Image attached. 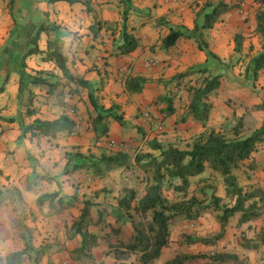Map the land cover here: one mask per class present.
<instances>
[{"label":"rangeland","instance_id":"374dc122","mask_svg":"<svg viewBox=\"0 0 264 264\" xmlns=\"http://www.w3.org/2000/svg\"><path fill=\"white\" fill-rule=\"evenodd\" d=\"M244 1L246 5L242 4ZM203 2L205 1L195 0L193 6H190L192 7V12H195V17L197 15L196 10H199ZM237 2V9L229 14H223L216 25L211 29L205 30L204 33L205 40L210 48L222 58L224 66L227 67L217 70L218 73L222 74V83L220 88L210 96V101L213 103V111L209 121L205 124L199 123L191 117L183 119L187 113L192 95L189 87L191 85L200 86L203 84L204 78L209 75V72L197 71L201 64L206 63L207 55L203 54L204 51L200 49V37L197 32L192 31L193 29H186L185 27L186 32L190 35L180 37L176 45L166 48L163 45V37L169 31L168 24L164 25L158 20L157 26L162 27L164 25L165 30L160 33L159 38L154 43L145 44L143 50L151 51L155 55L163 54L164 57L147 59L146 67L143 66L142 69L137 68L136 63L133 62L125 64L122 68H119L117 75L107 70L100 79H92L88 88H81L68 81L65 77L58 75L54 69L42 70V73L41 70L37 71V74L50 78V81H57L53 96L55 99L63 100L67 94L81 97L87 95L89 97V92H93L100 105L106 108L113 107L120 115V118L110 117L107 120L110 127L108 134L98 139L97 132L93 127V119L97 115L93 105L83 110L82 113L78 112V108L75 107L77 109L72 111L76 117L72 134L84 135L86 138L83 142L85 143L81 145L75 144L71 147L72 151L69 153L74 154L76 157L72 161L70 156H68V152H66V158L70 160L67 162L70 163L65 168L63 167L61 172L62 174H69L73 178V183L76 185L75 196L77 198L74 200L76 203L64 209L58 201L57 206L62 207L63 211L60 213L52 209L48 214L43 213L44 211H40L41 214L39 215L27 212L26 215L23 214V219L20 216L21 214L17 213V224L18 227L20 225L21 236H18V241L14 244L13 249L12 246L6 248L0 244V264H8L7 256L12 252L25 249L26 244H30L32 248L27 251L23 262L19 264H36L38 261L36 260L37 249L39 248L44 249V255L40 257L39 264H101L103 262L105 264H123L125 262L128 264H140L139 254L132 253L129 257H126V255L116 257L115 247L113 246L118 239L128 238L134 233L135 222L142 221L148 225L153 215L152 211L147 215H143L134 208L138 200L146 192L147 178L150 174L144 172L136 164L135 156L138 153L146 152L159 154V151L151 148V141L154 139L162 142L166 147L174 145L181 149H188L191 147L194 138L202 131L216 129L224 132L228 137L234 138L236 137L235 129L240 118H246L240 128V136H247L254 131V127L260 121L259 116L256 114L260 111V107H264V97L261 95V92H264V69L255 81L252 80L253 78H246L245 70L250 60L264 51L262 36L257 35L259 32L254 29L255 16L262 9L249 3L252 2L251 0L249 2H246V0ZM112 3L115 8L120 5L119 0H112ZM120 7H122L123 12L131 10L135 17H140L143 20L148 13L150 14L147 8L127 9L126 4L123 3ZM126 16L124 13L122 19L118 21V25H115L117 30L119 25L121 26L124 22ZM131 20H128L127 17L128 28L139 36V33L135 31L138 27L133 26L134 23ZM135 22H137L136 24L140 23L138 20H135ZM50 32L51 30L45 33L48 34ZM53 34L55 37L61 38L63 31L53 29ZM238 34L243 41L241 51H236L235 49L236 35ZM119 41L120 37L117 42ZM82 43L85 44V42ZM91 47V45L85 44L81 48V45L78 44V48L85 59L90 61L92 60L91 55L89 56ZM150 48L153 49L150 50ZM172 57L173 59H168ZM185 72L189 73L183 74ZM137 73L145 74L148 79L147 85L141 94L129 93L124 88L125 76ZM110 79H112L111 84ZM29 82L31 81L28 80V82L23 84L18 98V104L23 98V104L26 107L28 105V108L29 105H34L35 100L39 99L38 95H33V91L30 90L32 87ZM1 84L2 81L0 80ZM41 87H46V89L50 90L51 85L45 83ZM166 94L173 97L176 108L175 113L169 117L165 116L167 102L160 100V96ZM115 95L117 98H115ZM9 96L12 101L16 100V96L14 97L11 91H9ZM17 115L18 122L22 125L25 122L24 117L26 118L29 114L18 112ZM25 135L26 133L22 131L23 138ZM50 140H53L52 136H50ZM113 140L115 143H113ZM113 150L128 152L131 164L110 171L102 179L94 176L92 169L75 165L80 162L95 160L100 157L102 152ZM59 151L61 155L65 153L61 148ZM255 153L256 155L252 156L254 160H256L257 156H260L259 162L264 163V142L259 145ZM36 163V161L31 160V165L35 170ZM252 164H256L255 161L242 162L241 168L236 170L239 182L247 188L251 185L258 186L256 182L248 183L249 180L258 179V176L252 177L245 169ZM35 176L38 177L34 175L31 179ZM259 177L263 176L260 175ZM180 182L179 179H174L173 181L166 180L164 183L163 194L171 201L181 200L184 195H187V198L197 195L204 204H207L212 199L213 192H216L218 196L223 198V202L233 203V199L227 195L224 179L219 173L212 171L210 168L200 176L191 177V185L187 194L175 189L174 184ZM133 193H135V196L132 198ZM63 198L64 201L68 200L66 195H63ZM5 199L6 197L0 193V201L4 202ZM85 200L91 201L87 225L90 231L95 232L99 236V245L93 249L95 258L88 259L84 263H76L70 254V247H72L73 243H69L67 238L72 231V224L78 221L81 216V208ZM123 200L129 201L131 207L122 204ZM52 211L53 213H51ZM219 213L210 209L197 220L176 218L170 225V243L164 247L160 258L150 264H167L168 260L184 253L207 255V257H202L187 264H264V253H257L254 257L241 254L243 249L239 248V246L245 236L240 231V212L230 218L223 238L215 244L202 250L200 249V244H189L187 242V236L190 235L214 236L218 234L221 231V224L217 217ZM43 215L44 217L54 218L52 222L53 231L49 232L48 230L45 235H43V232H37L40 231L37 223L38 217ZM44 221L46 222L47 220L44 218ZM40 223H42V220ZM35 225L38 230H35V232L30 231ZM45 226H48V224H45ZM252 226L250 225V228ZM256 226H258V223ZM255 232L250 231L252 235H255ZM244 233L247 234V229L244 230ZM257 235L258 237L254 238V240L259 238V233ZM10 248L11 250H9ZM222 252L236 254L238 259L229 261L216 260L214 263H209L210 259L208 258L211 255L214 256Z\"/></svg>","mask_w":264,"mask_h":264},{"label":"trees","instance_id":"16d2710c","mask_svg":"<svg viewBox=\"0 0 264 264\" xmlns=\"http://www.w3.org/2000/svg\"><path fill=\"white\" fill-rule=\"evenodd\" d=\"M49 2L62 0H48ZM75 2L77 0H66ZM264 1V0H262ZM15 3V0H12ZM236 5L226 2L225 0H206L200 7L195 18V26L193 32H197L200 37L199 47L206 55V63L201 64L197 71L209 72V75L204 78L203 84L200 86L189 87L191 91V100L188 110L183 119L191 117L193 120L205 124L209 121L213 103L210 101V96L217 91L222 83V74L217 70L227 68L224 66L222 58L210 48L205 40V30L213 28L221 19L222 15L231 10ZM15 18V14L13 13ZM17 21V20H16ZM127 16L124 22L119 25L121 31V39L118 44L120 53H130L142 46V38L128 28ZM109 25H118L116 22H107ZM117 27V26H116ZM257 31L262 36V46L264 48V9L257 13ZM50 25L46 23L29 24L27 34H30V39L24 44L21 56L23 66H26V58L33 53H40L43 50L39 48V40L43 31L48 32ZM49 34V33H48ZM184 26H171L170 32L163 38V45L170 48L176 45L180 37L189 36ZM242 37L236 35V51L242 50ZM47 58L55 61L60 68L63 76L74 82L78 86L88 88L91 85L89 80L83 77H78L71 72L68 66V57L63 52V42L61 38L55 37L48 40ZM264 69V51L255 55L248 63L245 76L252 80H257L260 72ZM12 71V70H10ZM43 71H41L42 73ZM189 72H185L186 74ZM9 79V74L6 77L4 84L0 86V93L4 90V85ZM26 79L33 83L51 85L50 91L57 87V81L51 82L50 78L39 74H29ZM148 79L143 74H129L125 76L124 85L129 93H142L147 85ZM89 97L94 109L97 111L96 117L93 119V127L96 130L97 138L100 139L106 136L110 130L107 120L110 117L119 119L120 115L113 107H104L98 103V100L93 92H89ZM161 101L167 102L165 116L169 117L176 111L174 99L169 95L160 96ZM75 110V108H73ZM28 114L34 113V110H28ZM243 119L240 118L237 128L235 129L236 137H228L224 132L216 129L202 131L197 135L190 148L181 149L174 145L165 146L162 142L154 139L151 141V148L159 151V154L153 152L138 153L135 156V162L146 173H150L147 178V189L145 194L138 200L134 206L135 210L143 215H147L150 211L153 212L152 218L148 225L142 221L134 223V233L129 238H120L115 247L116 257L126 255L129 257L132 253L139 254L140 264H150L160 258L164 247L170 241V225L176 218L188 220H197L205 212L210 209L218 211V221L221 224V231L214 236H187L189 244H205L213 245L218 240L223 238L225 228L231 217L237 213H241L239 223L255 220L264 217V188L261 186L251 185L245 187L239 182L235 170L240 169L242 162L251 158L258 150L259 145L264 142V123L255 129L247 136H240V128L242 127ZM75 126V121L68 114H62L55 119L36 118L30 124H22L23 133L31 132L32 135L42 134L45 136L56 137L59 133L68 131L72 132ZM78 157V155H76ZM74 157V156H73ZM72 157L70 158V160ZM69 160V161H70ZM68 162L67 164H69ZM77 163V162H75ZM79 163V162H78ZM131 164V158L128 152L123 150L104 151L100 157L89 162H80L75 164L77 167L92 169L94 176L97 178L105 177L110 171L121 167H126ZM251 168H256L251 165ZM219 173L224 179L227 195L233 199V203L223 202V198L213 192L212 199L209 203L204 204L197 195H192L181 200L171 201L163 194L164 183L166 180L173 181L179 179L181 182L174 184L176 190L187 194L191 185V177H196L204 174L207 169ZM67 171V169H66ZM135 196L133 193L132 198ZM58 198L61 206L65 208L73 206L77 196L69 197L64 201L63 195L60 192L44 193L39 196L38 204H43L46 201L50 202L51 208H56V212L60 213L62 207H56L55 200ZM122 204L131 207L129 201H122ZM91 201L85 200L81 210V216L78 221H75L71 228L72 231L68 235V239H73L76 235L81 236V243L70 251L73 260L76 263H84L88 259H93V249L99 245V236L90 231L87 225V219L90 216ZM264 243V228L257 240L243 238L241 245L246 248H258L259 244ZM32 246L26 244L23 250L12 252L7 256L8 264L22 263L25 254ZM44 255V249H37L36 264H39L40 257ZM120 255V256H119ZM207 257L206 254H180L170 260L167 264H187L195 260ZM209 263H214L216 260L229 261L238 259L236 254L229 252L217 253L210 256ZM101 264H105L104 262ZM115 264V263H112ZM123 264H128L127 262Z\"/></svg>","mask_w":264,"mask_h":264},{"label":"crops","instance_id":"0c3cea01","mask_svg":"<svg viewBox=\"0 0 264 264\" xmlns=\"http://www.w3.org/2000/svg\"><path fill=\"white\" fill-rule=\"evenodd\" d=\"M194 1L195 0H119L120 5L122 3L126 4L127 9H149L148 11L150 14L148 13V15H146L147 17L143 20L140 17H135L133 13H131V10L123 12L120 5L115 8L112 0H77L75 2L66 0L55 2H49L48 0H15V3L12 2V0H0V80L2 84H4L9 74V79L4 85V90L0 93V193L6 197L4 202L0 201L1 246L6 248L12 246L13 249L15 246L14 244L18 241V236H21L19 230L20 225L18 227L17 224V213H20L23 219V214L26 215L27 212L32 214L37 213L36 215H39L41 214L40 211H44L43 213L48 214L51 209L53 211L56 210V208H51L49 201L38 204L40 195L54 192H60V196L66 195L68 198L75 195L76 185L73 183L72 176L69 174H62L61 171L63 167L65 168L67 166V161H69L66 158V152H68L70 158L72 157L71 161L74 160L76 158L74 154L69 153L72 151L71 147L75 144H84L85 142L83 141L86 137L84 135H74L72 132L64 131L59 133L56 137H52L53 140H50V136L42 134L32 135L29 131L23 138L22 125L18 122L19 119L17 115L18 112L24 114L28 113V110H34V113L27 115L26 118L24 117L25 124L32 123L36 118L55 119L64 113L68 114L75 121L76 117L72 112V108L77 107L78 109H75L82 113L83 110L88 107L90 108L92 105L90 97L87 95L81 97L74 94H67L63 100H58L53 97L55 89L50 91L46 89V87H41L43 84L31 82H29L32 87L30 90L33 91V95H38L39 99H34V105H29V108L28 105L26 107L23 104V98L18 104V98L23 84L28 82V79H26V81L25 78L29 74H37L38 70L54 69L58 75L63 76L62 71L56 65L55 61L47 58L48 40L55 37L53 29H57V31L60 29L63 31V35H61L63 52L68 57V66L71 72L78 77H83L91 81L92 79H100L107 70L117 75L119 68L131 62L136 63V67L142 69L143 66L146 67L147 59L164 57L163 54L155 55L151 51H144V45L147 43H154L159 38L160 33L165 30V24H168L169 28L166 34L170 32L171 26L184 25L186 29H193L196 17L194 14L195 12H192V7L190 6H193ZM225 1L236 5L239 0ZM247 1L249 2L250 0H246V2ZM251 1L252 2L249 3L264 9V7H262L264 6V1ZM242 4L246 5L245 1L242 2ZM237 6L238 5L226 13H231L237 9ZM196 11L198 12V9ZM13 13L15 14V18ZM124 13L127 15L128 20L132 19L131 21L134 23L133 26L138 27L135 31H137L142 38V46L130 53L119 52L118 44L120 41H117L119 37L121 39L120 28L117 30L116 26L112 28V25L107 23L120 21ZM255 18L254 29L256 30L257 14ZM135 20L140 21V23L136 24L137 22H135ZM158 20L164 23V25H162L164 28L157 26ZM40 23L49 24L51 32L49 34L45 33V31L41 33L38 44L39 48L43 51L29 55L25 60L26 66H23L21 56L26 47L24 42L27 43L30 39V34L28 35L26 32L27 27L29 24L36 25ZM191 34H193V32H191ZM79 41L81 42L78 43ZM82 42H85L88 46H92L91 52L89 53V56L91 55L92 58L91 61L85 59L78 48V44L81 45V48L82 46L84 47L85 44ZM151 49L153 48H150V50ZM203 54L206 55L205 52H203ZM168 59H173V57ZM111 82L112 79H110V84ZM11 85L13 86L11 87ZM79 87L83 88L82 86ZM9 91H11L14 97L16 96L15 101L10 99ZM261 95L264 97L263 91ZM115 98H117L116 95ZM259 110L260 111H258L256 115L259 116L260 121L258 125L254 127V130L264 123V107H260ZM243 120L246 121V118H243ZM60 148L65 152L63 155L60 154ZM253 155H256V153ZM259 159L260 156H257L256 160H254V157H251L243 162L255 161L256 164L254 165L256 168L247 167L245 169L252 177L258 176V179H254L253 181L249 180L248 183L256 182L258 186L264 188V163L259 162ZM31 160L37 162L36 170L31 165ZM235 173L237 174L236 170ZM34 175L38 177L35 176L31 179ZM260 175L263 177H259ZM57 202L58 198L55 200L56 207H58ZM75 203L76 201H74V204ZM53 211L51 213H53ZM44 218L47 220L46 222ZM41 220L42 223H40ZM53 221L54 218L49 216L44 217L43 215L42 217H38L37 223L40 231H37L36 225L34 228H31L30 231L35 232L36 230L38 233L43 232V235H45L48 230L52 232L54 228ZM257 223L258 226H256ZM45 224H48V226H45ZM250 225L253 226L250 228ZM263 228L264 217L240 223L241 233L250 239L257 238V233L260 235ZM245 229H247V234L244 233ZM249 230L251 232L256 231L255 235H252ZM67 241L73 243L72 247H70L71 251L80 245L81 236L78 234L73 239L67 238ZM197 244H200V249L202 250L210 246L201 243ZM239 248L243 249V253L241 252V254L244 256L250 255L254 257L257 253H264V243L259 244L258 248H246L241 244ZM9 250H11V248Z\"/></svg>","mask_w":264,"mask_h":264},{"label":"built area","instance_id":"2783aa9c","mask_svg":"<svg viewBox=\"0 0 264 264\" xmlns=\"http://www.w3.org/2000/svg\"><path fill=\"white\" fill-rule=\"evenodd\" d=\"M72 111H74V109L72 108ZM113 143H115V141L113 140Z\"/></svg>","mask_w":264,"mask_h":264}]
</instances>
